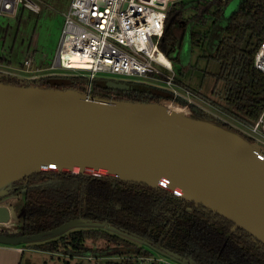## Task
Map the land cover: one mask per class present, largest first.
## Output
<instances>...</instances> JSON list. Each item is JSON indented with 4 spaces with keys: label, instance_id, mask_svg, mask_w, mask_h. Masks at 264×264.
Segmentation results:
<instances>
[{
    "label": "water",
    "instance_id": "obj_1",
    "mask_svg": "<svg viewBox=\"0 0 264 264\" xmlns=\"http://www.w3.org/2000/svg\"><path fill=\"white\" fill-rule=\"evenodd\" d=\"M239 0H230L232 11ZM168 24H166V27ZM18 82L0 78V242L18 244L57 236L76 227L99 225L160 250L142 237L108 221L73 218L51 229L13 232L14 182L44 169L104 173L117 179L161 186L233 223L264 245V142L252 140L234 125L196 102L139 80L94 75L44 73L24 76L0 70ZM69 77H86L84 90L60 87ZM43 80L49 85L43 86ZM133 90L157 101L118 99L92 88ZM168 106L181 107L182 112ZM211 114L213 121L197 114ZM6 232L7 234L3 233Z\"/></svg>",
    "mask_w": 264,
    "mask_h": 264
},
{
    "label": "trees",
    "instance_id": "obj_2",
    "mask_svg": "<svg viewBox=\"0 0 264 264\" xmlns=\"http://www.w3.org/2000/svg\"><path fill=\"white\" fill-rule=\"evenodd\" d=\"M230 0H179L172 2L160 46L171 61L186 66L179 57L185 33L189 51L219 65L212 74L214 86L223 85V105L248 119H256L264 106V72L253 66L254 54L264 39V0H239L225 16ZM190 11L184 16L183 11ZM208 52V53H207ZM3 56H0V61ZM1 77H12L0 75ZM15 78V77H14ZM2 80V79H1ZM4 81V80H2ZM106 97L157 101V96L133 90L101 89ZM131 94V95H130ZM201 118V117H199ZM201 119L213 121L212 118ZM23 234H33L73 218L108 221L122 231L147 239L154 247L177 254L195 264H264V245L245 230L201 205L184 200L161 186L101 176L92 172L44 169L24 178ZM179 216L188 218L182 223ZM181 221V222H180ZM180 223L184 226H179ZM185 238L181 240V236ZM101 239L104 243L97 244ZM93 242L89 245L87 242ZM96 242V243H95ZM36 249H64L75 255L94 254L93 264H140L138 256L156 252L119 233L103 227L76 226L65 232L29 243ZM125 255L120 259L98 257ZM84 261L79 264H83Z\"/></svg>",
    "mask_w": 264,
    "mask_h": 264
},
{
    "label": "built area",
    "instance_id": "obj_3",
    "mask_svg": "<svg viewBox=\"0 0 264 264\" xmlns=\"http://www.w3.org/2000/svg\"><path fill=\"white\" fill-rule=\"evenodd\" d=\"M21 2L0 0V15H16ZM165 3L152 0H71L63 13L61 36L49 69L86 70L87 77L107 73L155 78L172 92L173 97L180 94L234 125L252 140L264 142V106L256 119H248L214 105L178 78L171 60L160 46L170 8ZM26 5L33 10L38 8L32 0H26ZM253 66L264 72V39L255 51ZM39 69L33 68L31 59L26 58L19 70L9 72L37 76L38 73L31 72ZM107 255L110 254L99 257ZM116 256L120 259L125 255ZM95 259L94 254H85L83 264H93ZM137 259L140 264H175L158 252L140 255Z\"/></svg>",
    "mask_w": 264,
    "mask_h": 264
},
{
    "label": "rangeland",
    "instance_id": "obj_4",
    "mask_svg": "<svg viewBox=\"0 0 264 264\" xmlns=\"http://www.w3.org/2000/svg\"><path fill=\"white\" fill-rule=\"evenodd\" d=\"M32 1L38 4V8L36 10L28 8L26 0H22L19 4V9L16 15H0V56H3L0 61V69L7 71L19 70L22 62L26 58H30L32 61V67L40 68L37 71L31 72V74L38 73V75H40L42 73H48L49 71L56 70L58 72L86 75V70H65L60 67L49 69L54 59L61 36V30L64 23L63 13L68 9L71 0ZM176 1L179 0H167L165 5L169 7L172 2ZM232 11L225 10V16H228ZM189 13L190 11H183L184 16ZM199 54L200 52L198 50H194L192 52L189 51L188 35L185 33L181 43L179 57L181 58L183 65L186 66V69L184 70L183 75L179 74L180 80L193 90L201 93L214 105L224 108V92L222 82H218L215 88H213L215 78L212 74L208 73L216 72L219 65L213 60L208 63L204 58L198 57ZM171 63L175 73L178 74L180 64L174 63L173 61H171ZM99 74L123 77L115 74ZM123 78L139 80L159 87L163 86L161 81L147 76H132ZM24 202L25 199L23 190H21L17 195L12 196V204L14 205V211L16 214V218L13 219L12 222V226L16 228L13 232L21 229L22 216L20 213L23 209ZM85 227H91V225H85ZM99 227L101 226L99 225ZM24 243L28 245L31 242L29 241ZM101 243H104L103 240L98 239L97 244ZM87 244L92 245L94 243L88 241ZM30 253L33 256V260L28 262L24 257L22 264H77L79 261L78 255H69L64 249H60L58 250V253L54 254L43 251H26L25 256ZM165 256L175 264H186L184 262L174 260L170 256ZM108 258L117 259L118 256L111 253L110 255H107V257H99L98 259L99 262H101Z\"/></svg>",
    "mask_w": 264,
    "mask_h": 264
},
{
    "label": "flooded vegetation",
    "instance_id": "obj_5",
    "mask_svg": "<svg viewBox=\"0 0 264 264\" xmlns=\"http://www.w3.org/2000/svg\"><path fill=\"white\" fill-rule=\"evenodd\" d=\"M1 79L2 80H4V81H7V82H18V79L17 78H14V77H1ZM68 80H69V82L67 83V84H63V85H60V87H70V88H76V89H79V90H84V85H85V83L88 81V79L86 78V77H69V78H67ZM42 85L43 86H48L49 84L45 81V80H43V83H42ZM102 91H100V90H92V93L94 94V95H101V96H103V97H106V95H104L103 93H101ZM131 95V94H130ZM145 97L146 98H152V96L151 95H149V94H145ZM157 99H158V97H157ZM197 116L198 117H209V118H212V119H214V117L211 115V114H207V113H201V114H197ZM93 173V172H92ZM95 174H99V175H101V176H110V177H112L113 178V180H114V178L115 177H113V176H111V175H107V174H104V173H95ZM29 176H31V175H29ZM27 182H28V180H25L24 178H21V179H19V180H17V181H15L14 182V185H13V188L11 189V191L9 192V194L8 195H10V196H12V195H17L21 190H25V188H27ZM132 181H126V182H124L123 184H121L122 186L124 185V186H129V187H131V185H132ZM139 183V182H138ZM12 198V197H11ZM179 220H182L183 222L182 223H185V222H189L190 220L188 219V218H184V217H181V216H179ZM181 222V221H180ZM190 223V222H189ZM179 226H182V227H184L181 223H180V225ZM3 233H5V234H7L6 232H3ZM185 238V236L184 235H182L181 236V240L183 241V239ZM69 255H73L74 253L72 252V253H70V252H67ZM84 255L85 254H83V255H80L82 258L84 257ZM79 256V255H78Z\"/></svg>",
    "mask_w": 264,
    "mask_h": 264
},
{
    "label": "crops",
    "instance_id": "obj_6",
    "mask_svg": "<svg viewBox=\"0 0 264 264\" xmlns=\"http://www.w3.org/2000/svg\"><path fill=\"white\" fill-rule=\"evenodd\" d=\"M26 251H43L51 254L58 253V251H45L36 249L33 245H26V243L11 244L0 242V264H22L24 257L28 262H31L33 260V256L31 253L25 256ZM82 261L83 258L79 255V261L77 264Z\"/></svg>",
    "mask_w": 264,
    "mask_h": 264
},
{
    "label": "bare ground",
    "instance_id": "obj_7",
    "mask_svg": "<svg viewBox=\"0 0 264 264\" xmlns=\"http://www.w3.org/2000/svg\"><path fill=\"white\" fill-rule=\"evenodd\" d=\"M153 2H155V3H160V4H164L167 0H152ZM171 6V5H170ZM160 56L162 57V58H164L165 59V57L162 55V54H160ZM170 109H173V110H175V111H180V112H182L183 111V109L181 108V107H175V106H168Z\"/></svg>",
    "mask_w": 264,
    "mask_h": 264
}]
</instances>
